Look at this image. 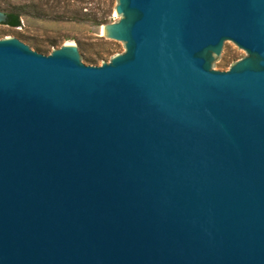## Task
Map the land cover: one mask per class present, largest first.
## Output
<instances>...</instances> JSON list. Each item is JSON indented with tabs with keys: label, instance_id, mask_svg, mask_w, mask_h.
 I'll return each instance as SVG.
<instances>
[{
	"label": "water",
	"instance_id": "water-1",
	"mask_svg": "<svg viewBox=\"0 0 264 264\" xmlns=\"http://www.w3.org/2000/svg\"><path fill=\"white\" fill-rule=\"evenodd\" d=\"M115 9L102 65L0 39V264H264V0Z\"/></svg>",
	"mask_w": 264,
	"mask_h": 264
},
{
	"label": "rangeland",
	"instance_id": "rangeland-1",
	"mask_svg": "<svg viewBox=\"0 0 264 264\" xmlns=\"http://www.w3.org/2000/svg\"><path fill=\"white\" fill-rule=\"evenodd\" d=\"M118 0H0V9L9 7L23 12L21 25L11 27L0 24V39H24L28 43L37 38L34 49L45 54L66 44H75L78 51L85 46L95 61L89 65H102L126 51L125 44L109 38L103 33V25L120 20L123 15L116 12ZM87 15L107 22L93 24L76 20L74 16ZM248 55L235 43L221 58L216 70L227 71Z\"/></svg>",
	"mask_w": 264,
	"mask_h": 264
},
{
	"label": "trees",
	"instance_id": "trees-1",
	"mask_svg": "<svg viewBox=\"0 0 264 264\" xmlns=\"http://www.w3.org/2000/svg\"><path fill=\"white\" fill-rule=\"evenodd\" d=\"M6 15V21L3 24L9 25L11 27H18L21 25V16L23 15V12H20L16 9H11L9 7H5L2 9ZM74 18L76 20H80V21H90L93 24H102V23H106L107 19L106 18H102V19H97L95 17H90L87 15H82V16H74ZM90 61H95L93 58H88Z\"/></svg>",
	"mask_w": 264,
	"mask_h": 264
},
{
	"label": "built area",
	"instance_id": "built-area-1",
	"mask_svg": "<svg viewBox=\"0 0 264 264\" xmlns=\"http://www.w3.org/2000/svg\"><path fill=\"white\" fill-rule=\"evenodd\" d=\"M19 27V26H18Z\"/></svg>",
	"mask_w": 264,
	"mask_h": 264
}]
</instances>
